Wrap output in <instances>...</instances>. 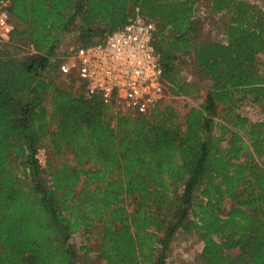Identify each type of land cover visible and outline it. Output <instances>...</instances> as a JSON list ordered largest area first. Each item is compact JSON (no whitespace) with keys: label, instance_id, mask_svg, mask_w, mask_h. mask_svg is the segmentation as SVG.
Segmentation results:
<instances>
[{"label":"trees","instance_id":"1","mask_svg":"<svg viewBox=\"0 0 264 264\" xmlns=\"http://www.w3.org/2000/svg\"><path fill=\"white\" fill-rule=\"evenodd\" d=\"M135 8L155 24L165 95L203 93L183 115L165 105L129 116L58 83L65 37L100 41ZM194 10V0H11L23 28L0 48V264H166L178 231L199 238V264H264V120L240 112L264 115V13L210 0L225 40L204 41ZM18 44L30 47L22 59ZM93 228L94 257L71 243Z\"/></svg>","mask_w":264,"mask_h":264},{"label":"built area","instance_id":"2","mask_svg":"<svg viewBox=\"0 0 264 264\" xmlns=\"http://www.w3.org/2000/svg\"><path fill=\"white\" fill-rule=\"evenodd\" d=\"M8 6L0 1V44L14 30ZM155 33V24L135 8L125 25L62 58L59 73L77 78L87 97L98 96L125 104L135 114H149L166 96Z\"/></svg>","mask_w":264,"mask_h":264},{"label":"rangeland","instance_id":"3","mask_svg":"<svg viewBox=\"0 0 264 264\" xmlns=\"http://www.w3.org/2000/svg\"><path fill=\"white\" fill-rule=\"evenodd\" d=\"M195 1V10H194V19L198 20L196 27V39L211 41L214 40H225L224 34V19L220 16H210L207 13L208 5L210 0H194ZM253 4H256L260 10L264 13V0H247ZM12 25L16 28L14 23ZM20 29V28H19ZM76 35L71 34L65 37L61 43V47L58 50L56 60L61 63L62 58L69 56L77 47L80 46L77 40L75 39ZM7 42V41H6ZM5 42V43H6ZM3 42L0 44V48L3 46ZM15 49L12 51L13 56L17 59H22L24 56H27L30 53V47H22V44L14 45ZM16 51V52H14ZM59 66V65H58ZM256 69L264 77V60L262 55L257 57L256 60ZM182 69V66L180 67ZM188 73L186 77L188 80H193V76L196 74L194 66L188 67ZM58 83L66 87L73 88V91L76 92L78 89H81V82L77 78L59 76ZM203 93L199 95H192L189 97H171L165 96L164 99L159 104L160 107L165 105H171L176 110L180 112L181 115L185 114V106H195L201 102ZM113 110L122 112L123 114L134 116L132 110L125 104L114 103L112 102ZM158 106V107H159ZM240 112L248 117L251 121H263L264 115L256 107H252L248 103H243L240 107ZM37 158L40 162L41 167L43 168L46 164L47 156L44 149L38 151ZM101 234L98 229H91L89 231L83 230L78 234L72 237L71 243L79 248L85 247L93 250V257L96 256V249L100 241ZM202 249V243L199 238L194 234H184L181 231H178L172 238L167 258L166 264H199V256ZM235 252H232L234 256Z\"/></svg>","mask_w":264,"mask_h":264},{"label":"crops","instance_id":"4","mask_svg":"<svg viewBox=\"0 0 264 264\" xmlns=\"http://www.w3.org/2000/svg\"><path fill=\"white\" fill-rule=\"evenodd\" d=\"M0 1H6L8 2L9 6H8V11H9V8L11 7V0H0ZM9 18H10V22L11 23H14V25L16 26V28H20L22 29L23 27L21 26V24L12 16L9 15Z\"/></svg>","mask_w":264,"mask_h":264}]
</instances>
